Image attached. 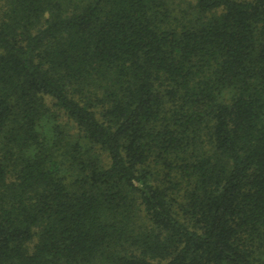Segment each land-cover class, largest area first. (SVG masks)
Returning <instances> with one entry per match:
<instances>
[{
  "label": "trees",
  "instance_id": "1",
  "mask_svg": "<svg viewBox=\"0 0 264 264\" xmlns=\"http://www.w3.org/2000/svg\"><path fill=\"white\" fill-rule=\"evenodd\" d=\"M0 264H264V0H0Z\"/></svg>",
  "mask_w": 264,
  "mask_h": 264
},
{
  "label": "rangeland",
  "instance_id": "2",
  "mask_svg": "<svg viewBox=\"0 0 264 264\" xmlns=\"http://www.w3.org/2000/svg\"><path fill=\"white\" fill-rule=\"evenodd\" d=\"M49 102V101H48Z\"/></svg>",
  "mask_w": 264,
  "mask_h": 264
}]
</instances>
